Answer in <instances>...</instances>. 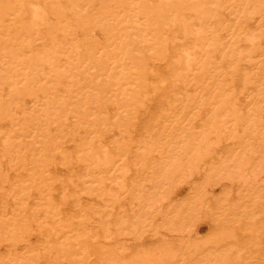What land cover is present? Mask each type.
I'll list each match as a JSON object with an SVG mask.
<instances>
[{
  "label": "bare ground",
  "instance_id": "obj_1",
  "mask_svg": "<svg viewBox=\"0 0 264 264\" xmlns=\"http://www.w3.org/2000/svg\"><path fill=\"white\" fill-rule=\"evenodd\" d=\"M263 111L264 0H0V244L25 264H264ZM165 183L190 188L179 213ZM196 204L225 208L212 236Z\"/></svg>",
  "mask_w": 264,
  "mask_h": 264
},
{
  "label": "rangeland",
  "instance_id": "obj_2",
  "mask_svg": "<svg viewBox=\"0 0 264 264\" xmlns=\"http://www.w3.org/2000/svg\"><path fill=\"white\" fill-rule=\"evenodd\" d=\"M246 109V108H245ZM245 112V111H244ZM263 113H264V111H263ZM262 113V115L263 116H260L259 117V119L261 120V121H264V119H262L263 117H264V114ZM141 116H142V114H141ZM260 126V125H259ZM263 128V130H260L259 132H263V133H260V134H264V127H263V124L260 126V127H258L256 130L258 131L259 129H262ZM111 138H113L112 137V135L111 136H109V137H107V138H105V139H103V142H102V144H104V146L105 145H108L109 143H111V142H109V140H111ZM259 138V137H258ZM114 140V139H113ZM113 140H111V141H113ZM261 143H262V154H264V142L263 141H261ZM260 142H259V144H261ZM113 144V143H112ZM74 145V143L70 146V150H71V147H72V149L75 147V145ZM261 154V155H262ZM263 156V155H262ZM260 157V159H263L264 160V156L263 157ZM259 157V156H258ZM256 159H259V158H256ZM62 163V162H61ZM58 165H59V163H58ZM62 165V166H61ZM67 166V167H65V166ZM62 167H64L65 169H66V171H68L67 170V168H68V164H60L59 165V171H63L64 169H62ZM62 169V170H61ZM255 172V171H254ZM264 173V170H263V172L261 173V174H263ZM261 176H263L264 177V174L263 175H261ZM262 177V178H263ZM262 178L260 179V181L258 182V183H260L261 181H262ZM153 184V183H152ZM169 184L168 183H165V184H163V188H159L160 190H161V193H163V192H167V194H171L170 196H169V199L168 200H166V201H164L163 202V205L165 206V205H167L166 206V208L168 209V210H172L174 207H176L177 208V210H175V208H174V210L176 211V212H180L181 211V209H180V205L178 204H176V203H178V202H180L181 200H186L187 198H188V196H189V193H190V188H189V186H186V191H182V193H179V195H176V192L174 191V189H173V191L171 192L170 191V188H169V186H168ZM264 184L262 183V186H263ZM171 186V185H170ZM205 186H206V184H205ZM218 185H216L215 187H216V191H215V193L217 192L218 194L220 193V191H218V189L220 190V187L218 186ZM205 187H203V189H204ZM150 189H152V188H150ZM149 189V190H150ZM158 188H154L153 190H158V191H160ZM148 190V189H147ZM148 190V191H149ZM153 190L152 191H150V192H153ZM1 192V191H0ZM55 195V197H57L58 196V194H57V192H55L54 193V191H53V196ZM154 195H157V193H155ZM215 195L212 197L213 198V201H212V199H211V203L212 204H216V203H218L217 201H218V199L216 198V200H214L215 199ZM130 199H128L127 201H125V202H127V204H129V205H131L132 206V204H130L129 202H137V200H131V195H130V197H129ZM45 200H47V198L45 197ZM131 200V201H130ZM133 203V204H134ZM208 204H209V202H208ZM169 205V206H168ZM70 203H68V205H67V208H70ZM126 206H128V205H126ZM173 207L172 209L171 208H169V207ZM199 205L198 204H196L195 205V207H196V209H195V207L192 209V212H193V210H194V212L196 213V215H194V213L192 214L193 216H190L189 217V219L191 218V217H193L194 219H190L191 221L192 220H194L193 222H192V224H189L190 226H191V228L193 229L196 225H197V227H201V230H199L200 232H199V235L200 236H202V237H204V235H206V236H212L213 234H215V231L217 230V224L214 226L213 224H215V222L216 223H219V221L217 220L218 219V217H219V215H220V213L225 209H222L221 207H214V210L212 209V208H210V209H212V211L214 212V214H212L213 212L210 210V209H208L207 210V212H206V214L208 213V212H210V213H208L207 215H209V216H206V214H205V211H203L205 208H207L206 206H205V208L204 209H197V207H198ZM14 207V206H13ZM13 207L12 206H10V208H9V210L10 211H12L13 210ZM129 207V206H128ZM131 208H133V207H131ZM187 209V208H186ZM216 209H217V211H216ZM200 211V212H199ZM172 212H173V210H172ZM217 212V214H215ZM175 213V212H174ZM62 215H65V214H62ZM191 215V214H190ZM197 215H199L200 216V218H203V220L201 219L200 220V218L197 216ZM203 215V216H202ZM206 217H205V216ZM195 216H196V218H197V221L195 220ZM214 216V217H213ZM209 217V219L207 220V218ZM65 218V217H64ZM63 219V218H62ZM200 220V222H199V220ZM212 220V221H211ZM195 222V223H194ZM198 222V223H197ZM212 222H213V224H212ZM191 223V222H190ZM194 224H195V226H194ZM212 225V226H211ZM115 226V225H114ZM114 226H112V228H114L115 229V227ZM31 230L29 231V234L28 235H30L29 237H27L26 235V232H25V234H24V237L26 238V239H30V241H32V242H34L36 245H39V244H46L47 245V243L45 242V235H44V233H46L47 231H44L43 230V235H40V233H39V230L36 228V225H32L31 226ZM44 229V228H43ZM162 229H165L164 227H162ZM192 229H191V231H192ZM215 229V230H214ZM214 230V231H213ZM193 231H196V229H194ZM192 231V232H193ZM210 231H211V234H210ZM115 233H116V231H114ZM113 232V233H114ZM208 233V234H207ZM101 234H103V232L101 233ZM193 237H196L195 236V232H193ZM210 234V235H209ZM116 235H117V233H116ZM124 235V234H123ZM130 238L132 237V235H128ZM103 237V236H102ZM100 238V244H102V246H103V248H104V246L106 245V247L107 246H112L111 244H110V238L109 237H107V235H106V239H105V237L104 238ZM121 237H125V235L124 236H121ZM20 240V239H19ZM19 240H17L16 241V243H17V246H19L20 244H22V242L21 241H19ZM109 240V241H108ZM131 240H133L132 238H131ZM102 242H104V243H102ZM109 244V245H108ZM91 246H92V244H91ZM7 247H6V245H5V243H1L0 244V264H25L26 262L25 261H21L20 260V256H21V253L23 252L22 250H15V251H13L12 252V254H7V249H6ZM109 247H107V248H104V249H108ZM42 261H43V259H42ZM41 261V262H42ZM44 261H45V263L44 262H42V263H40V264H48V263H46L47 261H46V259H44ZM205 261H208V260H204V259H202L201 260V262H200V264L202 263V264H205Z\"/></svg>",
  "mask_w": 264,
  "mask_h": 264
}]
</instances>
